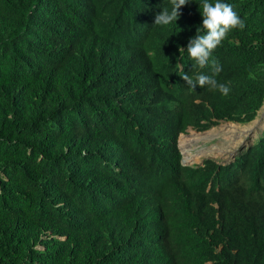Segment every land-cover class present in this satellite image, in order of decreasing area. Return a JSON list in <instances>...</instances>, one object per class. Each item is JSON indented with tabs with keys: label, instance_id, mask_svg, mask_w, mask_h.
Wrapping results in <instances>:
<instances>
[{
	"label": "trees",
	"instance_id": "16d2710c",
	"mask_svg": "<svg viewBox=\"0 0 264 264\" xmlns=\"http://www.w3.org/2000/svg\"><path fill=\"white\" fill-rule=\"evenodd\" d=\"M222 2L245 27L202 69V0L166 26L170 0H0V264H264V130L224 163L176 147L264 95V0ZM212 61L226 96L181 77Z\"/></svg>",
	"mask_w": 264,
	"mask_h": 264
},
{
	"label": "clouds",
	"instance_id": "9594fccd",
	"mask_svg": "<svg viewBox=\"0 0 264 264\" xmlns=\"http://www.w3.org/2000/svg\"><path fill=\"white\" fill-rule=\"evenodd\" d=\"M187 2H188V0H170V3L172 5L171 10L169 11V9L164 8L162 11L157 13L155 16L153 24L160 25V26H166V25H169L173 21H177V19L179 18V15H180L179 10H180L181 6L185 5ZM200 7L202 8V11L200 10V12H201L202 17H203L201 26L205 31H204V34H200L201 29L197 28L196 35L189 39L186 50H187L190 58L193 59L200 68L203 69V68L209 66V58L211 56L212 51L218 45H220L222 43V41L226 38L227 34L232 29H235V28H239L242 30L245 27V23L239 17V15L233 10L232 6L230 4L222 2V0H215V3H210L209 0H202V5ZM211 68H212V72H213V75H211V76L205 75L203 73H199L195 76V78H192L187 74H183V75H181V77L186 82V84L192 89H195L197 85H199L200 87H204L207 85L212 90H219L223 95H225V96L228 95L230 88L223 83H219L214 78L215 74H218L220 71H222L221 66L216 61H212L211 62ZM263 101H264V95H263V98H262V101H261L259 107L264 106ZM259 107L256 109L255 114H256L257 110L259 109ZM255 114H254V116H255ZM254 116L250 120H252L254 118ZM221 120H224V119H220L217 122H219ZM228 121H231V120H228ZM234 122H238V121H234ZM245 122H247V121H245ZM216 123H214V124H216ZM239 123H244V122H239ZM262 125H263V123H262ZM210 126H208L207 128H209ZM187 127H191L193 129H195L191 125H186L183 128V130L178 131V133L176 134V139H175L176 140V147H177L178 152L180 154L179 161L182 165H188V166L201 164L204 158H211V157H204V158H202L201 162L194 163V164H183L181 162V149H180V146L178 144V136L180 133L182 134V132H184ZM207 128H205V129H207ZM195 130H198V129H195ZM201 130H204V129H201ZM263 130H264V128H263ZM190 133L193 134L194 132L191 131ZM191 134H189V135H191ZM245 142L239 144V145H243V144L244 145L241 146L234 154H232L231 159H229V160H232L233 157L237 153H239L247 145L252 143V142H250L248 144H245ZM237 147H238V145H237ZM211 159H213V158H211ZM213 160L216 163H224V162H218L215 159H213ZM225 162H227V161H225Z\"/></svg>",
	"mask_w": 264,
	"mask_h": 264
},
{
	"label": "rangeland",
	"instance_id": "374dc122",
	"mask_svg": "<svg viewBox=\"0 0 264 264\" xmlns=\"http://www.w3.org/2000/svg\"><path fill=\"white\" fill-rule=\"evenodd\" d=\"M253 119L257 121L255 128L254 126H246L248 124H252L253 122L251 121ZM253 119L244 123L221 120L204 130H195L191 127H187L185 131L182 132V136H184V138L188 137V135L191 134V131L194 132L191 135L196 136V134L199 133L201 138L195 140V138H193L194 136L191 137L193 140L190 142V144H188V149L185 150L184 153L181 151V162L183 164L199 163L204 157H211L218 162L228 161L231 159L232 154H234L241 146L244 145H238V141L241 138L239 132L244 130V127L247 128V131L243 133L242 137V141H246L245 144L252 142L263 130L264 106L259 107ZM212 127L215 129L220 128V130H217L216 133H205L206 130ZM234 129H236L238 132H234ZM193 152L195 153L192 155Z\"/></svg>",
	"mask_w": 264,
	"mask_h": 264
},
{
	"label": "bare ground",
	"instance_id": "6f19581e",
	"mask_svg": "<svg viewBox=\"0 0 264 264\" xmlns=\"http://www.w3.org/2000/svg\"><path fill=\"white\" fill-rule=\"evenodd\" d=\"M188 93V92H187ZM251 122H253L252 124H248V125H246V126H254V128H255V124H256V122L257 121H255V120H252ZM250 123V122H249ZM213 128V127H212ZM212 128H210V129H212ZM210 129H208V130H206L205 132H207V131H209ZM253 129V128H252ZM216 130H220V128H216ZM237 130L236 129H234V132H236ZM238 132V131H237ZM192 136H194V135H188V137H186V138H184V136H182V134L180 133L179 134V136H178V144H179V146H180V148H181V151H182V153H184V151L185 150H187L188 149V144H190V142L193 140V138H195V140H197V134H196V136H194L193 138H191ZM242 143H243V141H242ZM195 152H193L192 153V155L194 154ZM192 157V156H191Z\"/></svg>",
	"mask_w": 264,
	"mask_h": 264
}]
</instances>
